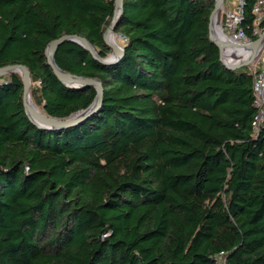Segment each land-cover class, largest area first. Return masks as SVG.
<instances>
[{"label":"trees","instance_id":"16d2710c","mask_svg":"<svg viewBox=\"0 0 264 264\" xmlns=\"http://www.w3.org/2000/svg\"><path fill=\"white\" fill-rule=\"evenodd\" d=\"M116 1L0 0V69L25 66L48 117L89 108L98 91L64 85L46 50L77 36L107 58ZM215 3L123 0L115 65L60 45L61 70L103 86L100 109L69 129L36 127L22 75L0 76V264H264L255 72L222 62ZM256 3L240 24L252 41Z\"/></svg>","mask_w":264,"mask_h":264},{"label":"water","instance_id":"95a60500","mask_svg":"<svg viewBox=\"0 0 264 264\" xmlns=\"http://www.w3.org/2000/svg\"><path fill=\"white\" fill-rule=\"evenodd\" d=\"M215 9L211 15V23H210V39L219 47L221 51V57L222 62L224 65L229 68L230 70H238L245 66L250 65L253 63V61L259 56V54L262 52L264 48V31L263 33L258 37V39L254 42H252L251 46H253L252 54L248 59H246L244 62L236 63V64H230L225 62V56H226V49L224 44H222L220 41H218L212 31V21L215 15V12L219 8H223L225 0H215ZM123 0H117L116 1V11L115 16L113 18V21L108 29L106 30V33L104 35V38L106 40V43L108 46L112 49V53L105 59H100L96 53V51L92 48L90 45V42L84 38H80L77 36H63L60 39H57L50 43L46 50V56L48 58V63L51 65V67L54 70L55 75L59 78V80L66 85L69 88H79V87H94L98 91V96L95 100V102L87 109L79 111L77 113H74L71 115V117H68L66 119H55L48 117L47 119L43 121H36L34 120L30 113L28 108V98L31 97V77L30 72L25 66L21 65H12L8 66L6 68L0 69V76L10 74V73H20L22 75L24 85H25V93H24V106L26 108V113L30 120L34 123V125L40 129H45L49 131H58V130H65L69 129L71 127L77 126L88 120L92 115H94L102 106L103 101V86L100 80L98 79H87L82 77H77L72 74L66 73L63 70H61L54 60L55 53L60 45H62L66 41H73L75 43H78L85 47L88 51H90L96 59H98L101 63H103L106 66L115 65L118 62H120L124 57V47L119 45H113L110 43L107 39V36L114 33V29L116 27V24L120 18V16L123 13ZM238 46V45H237ZM250 46V45H249Z\"/></svg>","mask_w":264,"mask_h":264},{"label":"built area","instance_id":"2783aa9c","mask_svg":"<svg viewBox=\"0 0 264 264\" xmlns=\"http://www.w3.org/2000/svg\"><path fill=\"white\" fill-rule=\"evenodd\" d=\"M243 6L244 0H238L235 13H227L224 24V31H226L229 35L226 37L235 45H238V47H246L254 42L247 36L244 29L240 27L243 18ZM253 12L255 16V30H253V32L254 35L257 34V36H260L264 31L262 28V25L264 24V0H257ZM254 79L253 91L258 114L253 122V128L258 130L264 126V66L255 72Z\"/></svg>","mask_w":264,"mask_h":264},{"label":"bare ground","instance_id":"6f19581e","mask_svg":"<svg viewBox=\"0 0 264 264\" xmlns=\"http://www.w3.org/2000/svg\"><path fill=\"white\" fill-rule=\"evenodd\" d=\"M222 8H219L217 12H215L213 21H212V31L215 36V38L220 41L222 44H224L225 49H226V56L225 60L228 63L231 64H236V63H241L244 62L246 59L250 57L253 51V46H246V47H238L235 45L230 39L226 37V35L223 32V28H221V13H222ZM113 34H109L107 36V39L110 43L113 45H118L116 41L113 40ZM231 59H226L228 56ZM28 108H29V113L31 117L36 120V121H43L47 119V116L42 112V110L33 102L31 97L28 98L27 101Z\"/></svg>","mask_w":264,"mask_h":264},{"label":"rangeland","instance_id":"374dc122","mask_svg":"<svg viewBox=\"0 0 264 264\" xmlns=\"http://www.w3.org/2000/svg\"><path fill=\"white\" fill-rule=\"evenodd\" d=\"M237 1L238 0H225V2H224L223 8H222L223 12L221 13V28H223L222 29L223 31L225 29V27H224V24H225L224 23V19H225L227 13H231V12L235 13ZM108 29H107V31H108ZM224 34L226 36H229L226 31H224ZM112 37H113V40L116 41L119 46L123 47L124 39L121 36L114 34ZM226 59H231V55H230V57L228 56V58H226ZM225 62L228 63L226 60H225ZM263 66H264V48H263L262 52L259 54V56L253 61V63H251L250 65L245 66V67H247L252 72H256L260 68H262Z\"/></svg>","mask_w":264,"mask_h":264}]
</instances>
